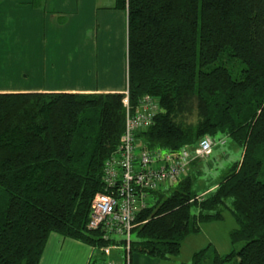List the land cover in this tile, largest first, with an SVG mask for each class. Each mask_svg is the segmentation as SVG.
Segmentation results:
<instances>
[{
    "label": "trees",
    "instance_id": "obj_1",
    "mask_svg": "<svg viewBox=\"0 0 264 264\" xmlns=\"http://www.w3.org/2000/svg\"><path fill=\"white\" fill-rule=\"evenodd\" d=\"M117 8L127 16L129 104L144 96L159 104L136 136L140 148L230 139L241 159L203 196L191 173L150 192L127 249L87 228L104 163L120 146L123 94L0 95V264H39L53 233L92 247L88 264L166 260L223 209L237 224L231 244L243 246L211 259L206 248L191 264H264V0H117Z\"/></svg>",
    "mask_w": 264,
    "mask_h": 264
},
{
    "label": "crops",
    "instance_id": "obj_2",
    "mask_svg": "<svg viewBox=\"0 0 264 264\" xmlns=\"http://www.w3.org/2000/svg\"><path fill=\"white\" fill-rule=\"evenodd\" d=\"M126 89L127 16L117 0H0V95ZM94 255L92 247L53 233L39 264H88ZM130 264L173 261L133 254Z\"/></svg>",
    "mask_w": 264,
    "mask_h": 264
},
{
    "label": "built area",
    "instance_id": "obj_3",
    "mask_svg": "<svg viewBox=\"0 0 264 264\" xmlns=\"http://www.w3.org/2000/svg\"><path fill=\"white\" fill-rule=\"evenodd\" d=\"M123 96L125 120L120 146L104 163V192L91 202L87 228L101 231L105 239L123 240L128 249L135 217L148 205L149 193L176 186L193 162L208 159L213 148L224 141L205 138L193 150L185 147L176 152L137 147L136 136L153 125L159 104L155 98L144 96L132 108L128 88ZM109 252L105 250L106 255Z\"/></svg>",
    "mask_w": 264,
    "mask_h": 264
},
{
    "label": "rangeland",
    "instance_id": "obj_4",
    "mask_svg": "<svg viewBox=\"0 0 264 264\" xmlns=\"http://www.w3.org/2000/svg\"><path fill=\"white\" fill-rule=\"evenodd\" d=\"M137 147H140V144H137ZM241 156V149L235 146L230 139H226L224 145L214 147L212 155L208 159L198 160L189 169L188 173L195 177L193 191L198 196H203V192L218 184L224 178L232 165L240 161ZM260 180L264 182V177ZM236 228L237 224L230 211L223 209L220 221L200 225L197 233L189 234L181 241L179 253L164 261L172 260L173 264H191L193 254L206 248H209L207 254L210 259L213 251L219 256H226L231 251L238 250L243 246L242 242L231 244L229 235ZM116 253L114 251V254ZM210 259H208L207 264H210ZM128 264H130L129 259Z\"/></svg>",
    "mask_w": 264,
    "mask_h": 264
}]
</instances>
